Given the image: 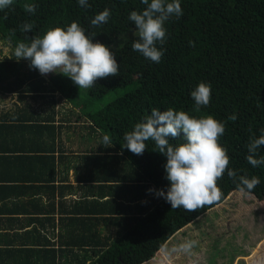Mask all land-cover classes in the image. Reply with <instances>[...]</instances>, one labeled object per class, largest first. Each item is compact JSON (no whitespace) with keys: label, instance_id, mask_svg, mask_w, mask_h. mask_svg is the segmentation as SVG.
<instances>
[{"label":"trees","instance_id":"trees-1","mask_svg":"<svg viewBox=\"0 0 264 264\" xmlns=\"http://www.w3.org/2000/svg\"><path fill=\"white\" fill-rule=\"evenodd\" d=\"M87 2L88 8L80 6L78 0H13L9 8L0 10V37L13 48L12 58L0 60V93L16 95L21 103L31 99L41 104L32 113L30 104L13 113L26 133L42 136L41 151L49 156L43 154L37 159L43 163L40 181L46 190H52L54 197L55 146L65 127L72 123L68 118L57 121V98L80 107L87 120L88 137L98 135L102 143L107 134L113 144L105 147L100 143L97 148L85 149L74 155L72 162L61 149V197L65 190L74 192L72 185H65L66 173L74 169L78 194L82 191L83 195H91L81 200H90L92 209L80 211L85 219L74 218L79 233L73 238L61 234L59 253L66 249L71 253L75 249L83 251L77 255L79 264H264V220L254 216L249 221L251 212L237 215L235 208L240 199H235L232 206L229 202L232 197L246 195L264 214V164L253 167L246 159L250 138L259 137L264 129V0H180L183 15L165 22L167 38L162 46L158 45L164 51L161 61L152 62L134 51L132 43L138 39L135 35L122 47H114L119 75L97 80L81 100L82 89L70 78L58 73L40 74L29 67V60H18L15 48L20 42L30 43L33 36H42L51 27L66 28L73 21L93 37V42L111 48L121 36L136 31L128 19L131 11L140 12L146 7L141 0ZM25 4H34L36 11L28 13ZM105 8L110 10L108 22L93 26L91 20ZM25 23L34 25L31 32L22 30ZM200 82L211 84V101L197 113L191 92ZM124 88L128 90L124 95L105 105L100 103L113 91ZM47 108L51 110L45 111ZM154 108L183 110L194 116L211 114L225 123L219 143L227 149L229 168L236 171L237 180L234 182L227 172L218 180L223 192L220 201L189 212L172 209L163 197L148 191L166 192L170 187L165 178L167 157L155 151L152 140L146 141L148 147L142 155L121 145L124 134ZM232 115L237 117L235 121L228 119ZM34 119L36 122L31 123ZM182 137L181 132L178 138L169 137V142L181 143ZM260 156H264V146L258 149L257 158ZM19 159L11 163L17 164ZM242 175L259 177L260 183L251 191H240L238 177ZM75 204L80 205V198ZM88 214L92 218L87 219ZM98 226L106 231L100 232ZM196 239L200 245L194 247L195 251H171L176 245ZM46 243L51 247L47 239L43 246ZM38 251L43 255L41 264H56L48 262L47 255L56 260L58 251Z\"/></svg>","mask_w":264,"mask_h":264},{"label":"clouds","instance_id":"clouds-1","mask_svg":"<svg viewBox=\"0 0 264 264\" xmlns=\"http://www.w3.org/2000/svg\"><path fill=\"white\" fill-rule=\"evenodd\" d=\"M146 6L143 11H131L128 19L134 24L138 39L132 43V49L141 53L146 59L159 63L164 51L162 46L167 38L165 22L171 17L183 15L180 0H141ZM13 0H0V10L9 8ZM84 8L90 7L87 0H78ZM25 11L34 13V4H25ZM110 10L105 8L91 20L93 26L107 23ZM34 27L25 23L22 30L31 32ZM192 44L193 42H189ZM15 56L30 61L29 67L40 74L58 73L70 78L79 89H91L97 80L119 75V63L110 48L86 34L77 22L73 21L65 27H51L42 36H33L30 43L20 42L15 48ZM194 100V111L201 112L211 101V84L200 82L191 92ZM236 116H229L231 121ZM183 133L178 144L169 142V137L175 139ZM225 133V123L211 114L199 116L188 112L174 110L152 109L151 114L142 118L134 125V129L124 134V144L133 154L142 155L148 147L146 141L152 140L155 151L167 157L164 165L166 179L170 187L148 191L155 192L170 203L172 209L183 208L185 211H195L221 200L223 192L218 186V180L225 172L235 182L236 171L229 168L230 157L227 149L220 143V137ZM101 145L111 147L112 140L105 134ZM264 146V129L259 137L252 136L247 145L248 163L253 167L264 164V156L257 158L258 149ZM240 191L253 190L259 183V177H238ZM195 240H188L171 251L190 253L196 245Z\"/></svg>","mask_w":264,"mask_h":264},{"label":"crops","instance_id":"crops-1","mask_svg":"<svg viewBox=\"0 0 264 264\" xmlns=\"http://www.w3.org/2000/svg\"><path fill=\"white\" fill-rule=\"evenodd\" d=\"M27 101L29 103H21L16 95L0 93V264H41L43 255L38 250L43 248L58 251L56 260L47 255L48 262L79 264L80 259L77 255L83 251L75 249L71 253L66 249L59 253L63 241L61 234L73 238L79 233L78 228L74 227L73 220L85 219L79 214L80 211L90 210L92 206L89 205L90 200L81 199L91 195H83L82 191L78 194L79 183L74 169H71L66 173L68 179L65 185H72L74 192L65 190L64 197H61L59 187L63 184L60 174L63 168L59 169L58 166L63 153L65 158L68 157L72 162L76 157L74 155L83 153V150H71L65 146L62 137L57 141L55 146L57 190L53 197L52 190H46L44 183L40 181L43 163L37 158L43 154L49 156V153L41 151L44 142L42 136L26 133L27 131L20 126L23 123L17 121L19 118L13 113L17 109L27 107L28 104L31 106V113L40 109L41 104L37 101L31 99ZM35 122L36 119L31 123ZM16 158H20L17 164H12L11 161L14 162ZM96 192L99 193L97 190ZM79 198L80 205L75 204V200ZM96 198L98 196H94L93 199ZM85 216L87 219L92 218L89 214ZM96 228L100 232L106 231L104 227ZM45 239L51 242V247L48 243L43 246Z\"/></svg>","mask_w":264,"mask_h":264},{"label":"rangeland","instance_id":"rangeland-1","mask_svg":"<svg viewBox=\"0 0 264 264\" xmlns=\"http://www.w3.org/2000/svg\"><path fill=\"white\" fill-rule=\"evenodd\" d=\"M135 35H137V32L134 30H131L128 33L124 34L117 40V42L110 48V50L114 52L115 51L114 47H117V46L119 48L122 47L124 45L123 42L134 37ZM12 57H13L12 46L8 42H5L0 37V60H3L5 58H12ZM86 91H87L86 89H82L83 94H82L81 100L87 97ZM127 91L128 90H126L125 88L120 89V90H115L109 95H107L104 99H102L100 103L105 105L108 102L115 99L116 97L124 95L125 93H127ZM56 101L58 102V105L56 107V112L58 114L57 115L58 122L66 118L72 121V123L78 122L76 124L71 123L72 125L68 123V126L65 127L63 131V135L61 136L65 146H67L71 150H79V149L85 150V149H90V148L94 149V148L99 147L101 143V138L98 135L88 137L89 130L86 129V127L88 126L86 123L87 120L84 117H82L80 113L81 112L80 107H75L72 104L66 102L65 100H61V99L59 100V98H57ZM50 110L51 108L45 109V111L47 112H49ZM79 118L80 120H78ZM83 138H84V141H83ZM235 199L236 200L240 199V201L238 202V206L235 208V212L237 213V215H243V214H246L247 212H251L250 216L252 217H249V221H251V218H253L254 216L256 218H261L264 220V214L260 212L259 208L258 209L254 208V206L252 205L254 203L252 201L253 198L247 197L246 195H242V196L238 195L235 198L232 197V199L229 201L231 206L234 204ZM254 224L257 225L256 221H254ZM193 230L195 232L194 228ZM193 230H190L189 233H193ZM196 242L197 243L195 246H199L200 242L197 239H196ZM176 248H178L177 245H176ZM194 251H195V248H194ZM198 251L199 249H197V252ZM205 254L206 253H204V255ZM161 264H164V263H161Z\"/></svg>","mask_w":264,"mask_h":264}]
</instances>
